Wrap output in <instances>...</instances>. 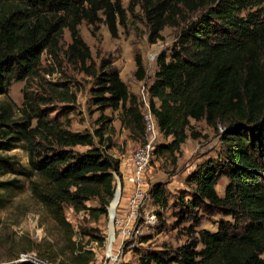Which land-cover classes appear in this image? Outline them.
I'll list each match as a JSON object with an SVG mask.
<instances>
[{"label":"trees","instance_id":"obj_1","mask_svg":"<svg viewBox=\"0 0 264 264\" xmlns=\"http://www.w3.org/2000/svg\"><path fill=\"white\" fill-rule=\"evenodd\" d=\"M137 5L152 23V42L165 26L186 21L179 49L170 59L165 52L158 56L150 84L152 110L163 135L171 138L158 144L155 152L179 151L192 119L215 128L223 125L219 135L225 144L222 162L199 165L188 176L190 192L181 196L184 219L197 220L193 213L198 209L215 211L224 216L217 229L194 228L190 233L188 226L191 240L173 250L135 248L138 264H264V0H130L128 8L122 0H0V95H7L14 81L37 72L44 52L56 53L67 29L71 36L67 53L94 75L96 102L121 109L122 124L142 140L137 95L116 67L103 65L100 72L92 71L91 50L80 31L84 21L92 34L103 23L117 37L119 25H126L127 10ZM190 13H196L191 20ZM135 64V76L144 79L138 53ZM64 93V100H76L75 94ZM24 103L29 111L23 109V121L14 118L11 103L0 105V150L15 149L23 142L28 166L0 154V173L11 169L31 179L39 177L31 180L30 191L63 234L60 254L66 258L59 264H90L94 253L84 239L103 244L105 234L97 227L76 229L66 208L95 222L102 216L106 219L116 175L121 176L120 159L109 152L110 144L104 146L112 118L101 116L93 132L73 131L45 120L27 94ZM29 120H36V125L28 126ZM220 176L228 178L223 195L216 189ZM14 187H20L18 178L0 180V205L5 199L1 191ZM150 194L157 204L168 205L162 183L153 184ZM28 249H17L0 264H38L19 259Z\"/></svg>","mask_w":264,"mask_h":264},{"label":"rangeland","instance_id":"obj_2","mask_svg":"<svg viewBox=\"0 0 264 264\" xmlns=\"http://www.w3.org/2000/svg\"><path fill=\"white\" fill-rule=\"evenodd\" d=\"M122 4L128 8L130 0H122ZM195 16L196 13H190L188 19L191 20ZM185 24L186 21L183 20L181 25L165 26L160 32L161 37L152 42L150 38L152 23L140 5H137L127 10L126 25H119L117 37H112L108 27L103 23L99 24L95 34H92L91 26L84 21L80 25V31L91 50L92 57L88 64L92 71L100 72L103 65L116 67L130 91L138 95L141 83L151 84L155 79L158 56L165 52L170 59L173 51L179 49L178 39ZM70 43V33L65 29L64 39L56 53L44 52L38 71L24 80L14 81L9 87V93L0 95V105L11 103L14 118L23 121L25 119L22 117L23 109L29 111V105L24 103L27 94V97L34 99V107L41 111L45 120L49 123L63 124L73 131L93 132L99 128L101 116H108L112 120L105 131L104 136L107 139L104 146L110 144L109 152L120 161L127 158L128 163L141 138L137 132L132 133L122 124L121 109L113 110L96 102V79L94 75L86 72L74 56L67 53ZM137 53L142 56L145 67V78L141 80L135 76ZM150 54L155 55V60L150 59ZM66 90L76 95L75 101L63 99ZM26 124L33 127L36 120L26 121ZM223 127L220 125L215 128L205 120L192 119L188 138L179 151L173 155L156 153L148 183L150 188L157 182L163 184L168 205L164 207L157 204L150 194L141 212L136 243L125 248L123 254H120L122 260L120 264H138L139 255L135 248L140 252H148L173 250L186 244L192 237L188 226L192 228L190 233L195 232L194 228L195 230L207 228L212 231L217 229L219 220L224 216L215 211L213 213L201 209L194 211L193 215L198 218V223L196 219H184L181 214L184 206L181 196L191 190L192 185L187 179L192 171L205 162L217 164L221 160L225 144H222L219 132ZM194 134L198 136L194 137ZM170 140V137L162 135L159 144L168 143ZM22 143L20 147L6 152L0 150V154L11 156L16 162L27 167L28 153ZM76 149L84 151L87 146H77ZM12 178H18L20 187L1 191L5 199L0 205V261L7 260L8 256L19 248H29L23 253L31 254L32 259H40L38 256L41 255L48 259L43 261L59 264L66 258L60 254L63 234L30 191L31 180H38L39 177L34 176L31 179L13 173L11 169L0 173V180ZM227 182V177H219L216 189L220 195L224 194ZM66 216L76 229L80 226L97 227L101 231L107 229L108 219L104 216L95 222L84 213H77L70 207L66 208ZM74 238L78 240L77 237ZM84 243L88 246L90 243L88 238L84 239Z\"/></svg>","mask_w":264,"mask_h":264},{"label":"built area","instance_id":"obj_3","mask_svg":"<svg viewBox=\"0 0 264 264\" xmlns=\"http://www.w3.org/2000/svg\"><path fill=\"white\" fill-rule=\"evenodd\" d=\"M150 59L155 60V55L150 54ZM137 97L143 116L144 135L130 157L128 173L123 177L116 175V190L106 217L107 229L103 231L104 243L92 240L87 246L94 253L90 264H120V254L136 243L141 212L150 196L148 177L163 133L152 110L149 83H141ZM19 259L30 260L32 255L21 253Z\"/></svg>","mask_w":264,"mask_h":264},{"label":"crops","instance_id":"obj_4","mask_svg":"<svg viewBox=\"0 0 264 264\" xmlns=\"http://www.w3.org/2000/svg\"><path fill=\"white\" fill-rule=\"evenodd\" d=\"M128 159H124L120 162V172H121V177L125 176L128 173ZM125 187H127L126 184H124Z\"/></svg>","mask_w":264,"mask_h":264},{"label":"water","instance_id":"obj_5","mask_svg":"<svg viewBox=\"0 0 264 264\" xmlns=\"http://www.w3.org/2000/svg\"><path fill=\"white\" fill-rule=\"evenodd\" d=\"M30 260L35 261V262L38 263V264H50V263H47V262H45V261H43V260H41V259H36V260H34V259H30Z\"/></svg>","mask_w":264,"mask_h":264},{"label":"bare ground","instance_id":"obj_6","mask_svg":"<svg viewBox=\"0 0 264 264\" xmlns=\"http://www.w3.org/2000/svg\"><path fill=\"white\" fill-rule=\"evenodd\" d=\"M116 202H117V198H116V200L113 202L112 209L115 207ZM32 258H33V257H32Z\"/></svg>","mask_w":264,"mask_h":264}]
</instances>
